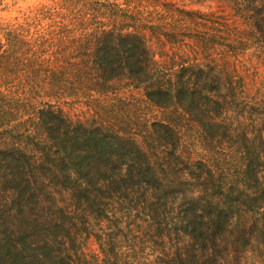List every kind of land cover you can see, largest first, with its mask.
I'll return each instance as SVG.
<instances>
[{"label":"trees","instance_id":"1","mask_svg":"<svg viewBox=\"0 0 264 264\" xmlns=\"http://www.w3.org/2000/svg\"><path fill=\"white\" fill-rule=\"evenodd\" d=\"M94 40L49 65L50 87L109 92L127 75L156 106L190 112L208 152L184 155L171 123L145 132L142 146L52 104L18 120L20 100L0 85V264H120V253L123 264H229L250 225L264 240V138L216 120L233 97L220 70L160 64L140 33L103 29ZM198 94L212 99L209 112Z\"/></svg>","mask_w":264,"mask_h":264},{"label":"rangeland","instance_id":"2","mask_svg":"<svg viewBox=\"0 0 264 264\" xmlns=\"http://www.w3.org/2000/svg\"><path fill=\"white\" fill-rule=\"evenodd\" d=\"M103 29L143 34L160 64L216 67L219 82L231 83L229 89L222 88L223 95H233L216 120H226L229 130L242 128L264 138V0H0V85L20 100L18 120L42 104H52L72 120L113 125L142 146L147 143L145 132L171 123L178 150L188 157H205L202 126L193 115L177 104L156 106L145 96L146 85L138 87L127 75L114 78L111 91L102 93L88 85L71 94L49 86V65L76 47H93L94 34ZM163 72L157 77L167 75ZM197 96L209 112L212 99ZM247 229L253 232L245 248L231 253L229 264H264L261 233L251 225ZM97 248L90 239L86 250ZM145 248L150 257L157 255L156 249ZM126 258L120 253V264Z\"/></svg>","mask_w":264,"mask_h":264}]
</instances>
